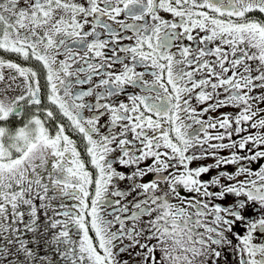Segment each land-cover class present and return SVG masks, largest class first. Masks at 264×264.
Listing matches in <instances>:
<instances>
[{"label": "snow or ice", "instance_id": "1", "mask_svg": "<svg viewBox=\"0 0 264 264\" xmlns=\"http://www.w3.org/2000/svg\"><path fill=\"white\" fill-rule=\"evenodd\" d=\"M262 105L264 0H0V264H264Z\"/></svg>", "mask_w": 264, "mask_h": 264}, {"label": "flooded vegetation", "instance_id": "2", "mask_svg": "<svg viewBox=\"0 0 264 264\" xmlns=\"http://www.w3.org/2000/svg\"><path fill=\"white\" fill-rule=\"evenodd\" d=\"M164 15H165V18H167V19H171V17L168 16L167 14H164ZM185 43H187V42H185ZM5 58L12 59L14 62H17V63L21 64V65L24 66V67H33V66L35 65V63H36L35 61H32V62H24V61L20 60L19 58L15 57V56H12V57H7V56H5ZM5 75H7V70H5ZM262 107H264V105H262ZM237 111H238V110L235 109V108H232V107H225V108H221V109H219L217 112L206 113V114L202 117V119H204V120H208V117H209V116L216 117V116H219L220 113H225V112H227V113H235V112H237ZM84 114H85L86 116L89 115V113H87V112H85ZM102 122H103V121H102ZM189 122H190V121H189ZM53 127H54V125H53ZM193 127H194V128H199L200 126H199V125H194ZM190 131H191V130H190ZM220 131H223V130H220ZM209 132H210L212 135H215L216 132H217V130H215V129H209ZM69 135L72 136V138L75 139L79 145H81V151L83 152L82 141H81L80 137H78V136H74L71 132H69ZM240 135H247V133H246V132H245V133H241ZM232 139H233V140H238L239 137L236 136V135L234 134V135L232 136ZM213 143H218V141H213ZM223 143H229V140H228V139H225V140L223 141ZM205 147H206V146H205ZM249 147H250V145H249ZM209 151H212V150H209ZM219 154H220L221 156H228V155H230V150L225 149V150L221 151ZM241 154H243V153H241ZM212 163H214V161H213V159H212L211 157H209L208 159H204V160H201V161H198V162H194V163L192 164V167H196L197 164H212ZM260 163H264V161H261ZM251 167L255 170V169H257V168L259 167V164H257V163H253V164L251 165ZM121 170H122V171H125L124 169H121ZM225 170H227V171H229V172H232V171H234V166H231V165L226 166ZM215 174H216V170L214 169V170H213L212 172H210L209 174H206L205 176H203L202 179H207L210 175H215ZM152 178H153L152 176L146 177V178H145V181L150 180V179H152ZM181 194H182V195H185V193H183V192H182ZM113 199H115V198H113ZM174 202H175V201H174ZM69 203H74V202H73V201H69ZM108 218L110 219L111 217H108ZM125 258H127V257H125Z\"/></svg>", "mask_w": 264, "mask_h": 264}]
</instances>
